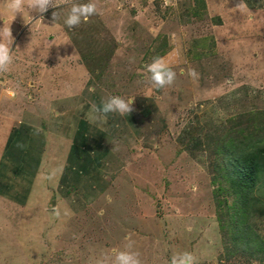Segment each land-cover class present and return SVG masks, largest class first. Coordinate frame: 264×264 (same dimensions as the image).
I'll return each instance as SVG.
<instances>
[{
  "label": "rangeland",
  "instance_id": "374dc122",
  "mask_svg": "<svg viewBox=\"0 0 264 264\" xmlns=\"http://www.w3.org/2000/svg\"><path fill=\"white\" fill-rule=\"evenodd\" d=\"M90 2L96 14L67 27L71 7ZM53 4L41 21L27 8L13 19L0 0V27L10 24L13 37L0 87L32 97L44 69L55 80L65 63H80L106 99L134 97L133 123L118 132L125 142L109 139L117 150L105 202L71 218L30 219L32 230L0 218L14 228L13 238L0 235V264H112L115 251L137 253L141 264H171L183 252L195 264H264V143L254 144L264 139V0ZM18 38L27 44L15 47ZM156 57L176 73L172 85L147 79ZM115 114L121 123L127 115ZM253 154L251 178L252 162L242 165Z\"/></svg>",
  "mask_w": 264,
  "mask_h": 264
},
{
  "label": "crops",
  "instance_id": "0c3cea01",
  "mask_svg": "<svg viewBox=\"0 0 264 264\" xmlns=\"http://www.w3.org/2000/svg\"><path fill=\"white\" fill-rule=\"evenodd\" d=\"M14 42L18 48L27 44L23 38ZM68 62L55 80L48 69L40 72L41 87L27 95L29 101L0 87V105L10 108L0 111V218H12L10 225L14 218L32 230L30 219L71 218L107 198L112 178L107 167L117 150L109 139L119 135L125 142L126 133L118 132L132 127L133 118L126 115L122 123L115 113L106 122L96 118L93 106L106 98L90 84L83 65ZM13 229L0 219L3 240L13 238Z\"/></svg>",
  "mask_w": 264,
  "mask_h": 264
},
{
  "label": "clouds",
  "instance_id": "9594fccd",
  "mask_svg": "<svg viewBox=\"0 0 264 264\" xmlns=\"http://www.w3.org/2000/svg\"><path fill=\"white\" fill-rule=\"evenodd\" d=\"M53 4V0H8V8L14 13L13 19L16 13H21L25 8L38 12L41 14L40 21L43 19V14L47 12L49 7H56ZM238 8L244 9L246 5L239 3ZM97 7L95 3L86 4H74L69 13L67 14L64 23L67 27L73 28L79 26L83 21H87L89 17L96 14ZM53 20H55L56 13H52ZM12 33L10 24L6 27H0V72H6L9 70L10 65L13 63V56L11 55ZM144 71L148 74L147 79L156 88H164L174 83L176 79V73L172 68L165 63L163 58L156 57L144 66ZM187 75L194 81L199 79V73L189 68ZM133 99L129 98L125 100L120 96H109L106 100H102L99 105L93 106V111L97 113L98 119L106 122L109 113H118L121 116L125 114L129 115L133 112ZM110 202V201H109ZM58 215L56 209H53ZM103 209L97 212L98 216L103 215ZM128 240V237H125ZM126 248H131V243L126 244ZM103 264V262H99ZM112 264H141L137 253L131 251H115L114 260ZM171 264H195V257L190 252H183L171 259Z\"/></svg>",
  "mask_w": 264,
  "mask_h": 264
},
{
  "label": "trees",
  "instance_id": "16d2710c",
  "mask_svg": "<svg viewBox=\"0 0 264 264\" xmlns=\"http://www.w3.org/2000/svg\"><path fill=\"white\" fill-rule=\"evenodd\" d=\"M263 143H264V139H258L254 144H255V146H257V145H261ZM255 153L260 154L261 152H260L259 149H257L255 151ZM249 157H251L252 160H250V161L249 160L248 161L243 160L242 167H244V168L247 167L246 169H249L248 168L249 167V163L252 162V165H250V171H251L250 176H251V178H253L255 176V174H256L255 172H256V167H257V165H256V157H257V155L253 154V155H249Z\"/></svg>",
  "mask_w": 264,
  "mask_h": 264
}]
</instances>
